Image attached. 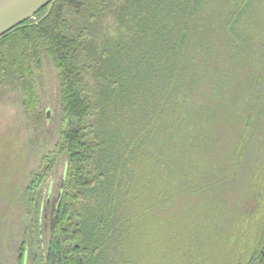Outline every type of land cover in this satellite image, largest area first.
I'll return each instance as SVG.
<instances>
[{"label": "trees", "instance_id": "16d2710c", "mask_svg": "<svg viewBox=\"0 0 264 264\" xmlns=\"http://www.w3.org/2000/svg\"><path fill=\"white\" fill-rule=\"evenodd\" d=\"M46 60L58 137L6 185L0 240L21 191L48 241L25 236L18 264H264V0H55L0 37V90L34 126Z\"/></svg>", "mask_w": 264, "mask_h": 264}, {"label": "rangeland", "instance_id": "374dc122", "mask_svg": "<svg viewBox=\"0 0 264 264\" xmlns=\"http://www.w3.org/2000/svg\"><path fill=\"white\" fill-rule=\"evenodd\" d=\"M42 74L41 78L36 79V85L39 88V98H41L45 117L43 125L34 126L28 121L26 113L23 111L24 99L20 88L11 85L5 88L2 87L0 90V201L6 195L5 187L7 184L18 180L20 183L18 185L22 189L27 186L31 176L39 171L38 168L44 156L53 150L58 137L57 118L60 98L58 74L53 64L48 60L44 61ZM65 163L66 159L62 158L51 176L46 180V184L41 191V205L44 210H48L46 215L45 211L41 212L46 222L61 193V184L66 171ZM21 193L20 191L10 205L11 207L9 206L10 210L13 211L11 217L13 224L10 227L14 230L17 229V232L12 231L5 244H2L0 240V264H10L5 258L7 254L12 258V264H18L21 255L20 244H22L25 236L26 239L34 237L40 240L41 247H44L48 241V233L43 225H41V231L37 237L32 234L30 228L32 222L27 217L26 206L20 200ZM4 216L7 215L4 214ZM44 220L42 221L44 222ZM7 225L9 224L6 223V227ZM15 236L19 238L18 245ZM2 246H5V251ZM24 264L30 263L25 261Z\"/></svg>", "mask_w": 264, "mask_h": 264}, {"label": "water", "instance_id": "95a60500", "mask_svg": "<svg viewBox=\"0 0 264 264\" xmlns=\"http://www.w3.org/2000/svg\"><path fill=\"white\" fill-rule=\"evenodd\" d=\"M55 0H0V37L31 20Z\"/></svg>", "mask_w": 264, "mask_h": 264}, {"label": "bare ground", "instance_id": "6f19581e", "mask_svg": "<svg viewBox=\"0 0 264 264\" xmlns=\"http://www.w3.org/2000/svg\"><path fill=\"white\" fill-rule=\"evenodd\" d=\"M4 95V94H3Z\"/></svg>", "mask_w": 264, "mask_h": 264}]
</instances>
